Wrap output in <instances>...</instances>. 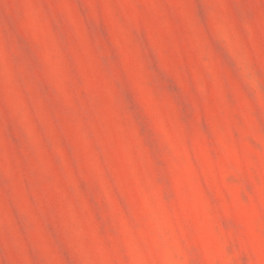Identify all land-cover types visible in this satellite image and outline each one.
Returning a JSON list of instances; mask_svg holds the SVG:
<instances>
[{"label":"rangeland","instance_id":"rangeland-1","mask_svg":"<svg viewBox=\"0 0 264 264\" xmlns=\"http://www.w3.org/2000/svg\"><path fill=\"white\" fill-rule=\"evenodd\" d=\"M0 264H264V0H0Z\"/></svg>","mask_w":264,"mask_h":264}]
</instances>
